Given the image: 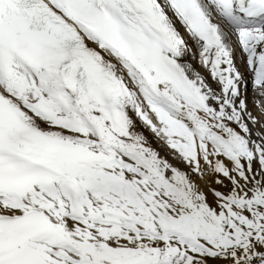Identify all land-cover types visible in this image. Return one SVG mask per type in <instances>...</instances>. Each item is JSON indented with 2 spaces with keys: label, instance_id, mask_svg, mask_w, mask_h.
Instances as JSON below:
<instances>
[{
  "label": "snow or ice",
  "instance_id": "snow-or-ice-1",
  "mask_svg": "<svg viewBox=\"0 0 264 264\" xmlns=\"http://www.w3.org/2000/svg\"><path fill=\"white\" fill-rule=\"evenodd\" d=\"M0 264H264V0H0Z\"/></svg>",
  "mask_w": 264,
  "mask_h": 264
},
{
  "label": "bare ground",
  "instance_id": "bare-ground-1",
  "mask_svg": "<svg viewBox=\"0 0 264 264\" xmlns=\"http://www.w3.org/2000/svg\"><path fill=\"white\" fill-rule=\"evenodd\" d=\"M201 71H203V69H201ZM204 74L207 76V72H205ZM252 100H253V96H252V93L250 91L249 92V107L250 108L253 107ZM253 111L255 112L256 109L253 108ZM153 147L157 148L161 152V155H164V156L167 155V150L165 148L161 147L160 145L156 144L155 142L153 143Z\"/></svg>",
  "mask_w": 264,
  "mask_h": 264
}]
</instances>
